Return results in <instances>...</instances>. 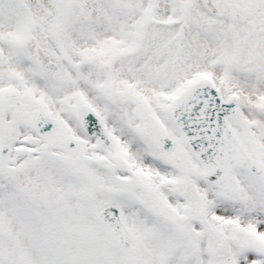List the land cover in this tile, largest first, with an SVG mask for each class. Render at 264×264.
Instances as JSON below:
<instances>
[{
  "label": "snow or ice",
  "instance_id": "obj_1",
  "mask_svg": "<svg viewBox=\"0 0 264 264\" xmlns=\"http://www.w3.org/2000/svg\"><path fill=\"white\" fill-rule=\"evenodd\" d=\"M0 264H264V0H0Z\"/></svg>",
  "mask_w": 264,
  "mask_h": 264
}]
</instances>
